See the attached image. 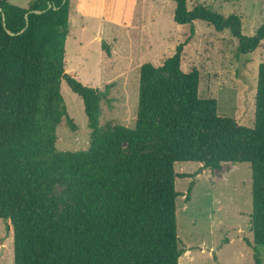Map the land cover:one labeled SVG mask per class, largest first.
<instances>
[{
    "label": "trees",
    "instance_id": "16d2710c",
    "mask_svg": "<svg viewBox=\"0 0 264 264\" xmlns=\"http://www.w3.org/2000/svg\"><path fill=\"white\" fill-rule=\"evenodd\" d=\"M173 1L177 24L201 20L218 32L227 29L240 54L264 40V22L249 36L236 13ZM0 8V219L13 227L14 264H179L184 250L176 199L185 194L175 180L194 174L175 171L177 162L204 169L250 163L254 259L263 264L257 247L264 245V62L253 127L219 115L216 100L199 96V70L181 68L185 41L162 65L140 67L135 126L105 130V90L66 72L71 0H36L28 7L0 0ZM102 48L110 54L105 42ZM62 80L85 104L92 130L85 150L56 146L62 121L76 127L60 92ZM54 181L67 185L61 198L46 193ZM192 188L191 182L186 200Z\"/></svg>",
    "mask_w": 264,
    "mask_h": 264
},
{
    "label": "rangeland",
    "instance_id": "374dc122",
    "mask_svg": "<svg viewBox=\"0 0 264 264\" xmlns=\"http://www.w3.org/2000/svg\"><path fill=\"white\" fill-rule=\"evenodd\" d=\"M28 7L36 0H8ZM202 4L222 15L238 14L243 33L252 36L264 22V0H187L188 9ZM173 0H71L66 38V72L85 86L105 90L100 125L134 127L138 114L140 67L160 66L187 41L181 68L200 72L199 96L214 99L218 114L238 124L255 125V95L264 40L249 53L238 52V39L229 30L218 32L205 21L177 24ZM105 42L110 54L102 48ZM60 92L76 127L62 121L56 130L57 149H87L92 130L82 98L65 80ZM175 187L187 194L176 199L179 264H255L251 230L252 178L250 163H223L204 169L196 162H177ZM67 185L54 181L49 197L61 198ZM65 203H58L60 210ZM250 242V243H248ZM264 264V245L257 247ZM0 264H14L13 227L0 219Z\"/></svg>",
    "mask_w": 264,
    "mask_h": 264
},
{
    "label": "water",
    "instance_id": "95a60500",
    "mask_svg": "<svg viewBox=\"0 0 264 264\" xmlns=\"http://www.w3.org/2000/svg\"><path fill=\"white\" fill-rule=\"evenodd\" d=\"M0 11H1V8H0ZM2 18H3V21H4V25H5V16H4V14L2 15ZM26 18H27V14H26Z\"/></svg>",
    "mask_w": 264,
    "mask_h": 264
}]
</instances>
